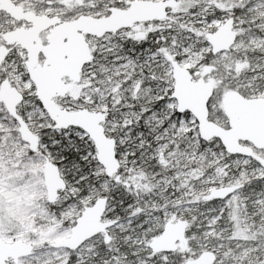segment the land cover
Wrapping results in <instances>:
<instances>
[{"label":"snow or ice","instance_id":"6c2138e0","mask_svg":"<svg viewBox=\"0 0 264 264\" xmlns=\"http://www.w3.org/2000/svg\"><path fill=\"white\" fill-rule=\"evenodd\" d=\"M0 264H264V0H0Z\"/></svg>","mask_w":264,"mask_h":264}]
</instances>
